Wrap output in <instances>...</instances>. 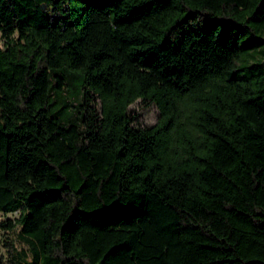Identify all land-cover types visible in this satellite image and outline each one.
Instances as JSON below:
<instances>
[{
  "label": "trees",
  "instance_id": "1",
  "mask_svg": "<svg viewBox=\"0 0 264 264\" xmlns=\"http://www.w3.org/2000/svg\"><path fill=\"white\" fill-rule=\"evenodd\" d=\"M0 32V264H264V0H0Z\"/></svg>",
  "mask_w": 264,
  "mask_h": 264
},
{
  "label": "rangeland",
  "instance_id": "2",
  "mask_svg": "<svg viewBox=\"0 0 264 264\" xmlns=\"http://www.w3.org/2000/svg\"><path fill=\"white\" fill-rule=\"evenodd\" d=\"M4 38L0 32V44L3 45ZM253 58H249L252 61ZM100 105V100L98 101ZM128 112L133 116V122L141 126H150L157 122L160 116V108L155 102L146 103L140 97L128 105ZM22 209L18 207L14 210L4 211L0 209V220L6 218L17 219L21 215ZM22 224L17 222L12 228L0 225V257H8V250L4 244L6 239L12 240L17 247H27L28 244L21 238Z\"/></svg>",
  "mask_w": 264,
  "mask_h": 264
}]
</instances>
